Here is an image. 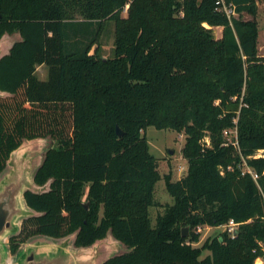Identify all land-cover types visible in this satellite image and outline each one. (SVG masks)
Here are the masks:
<instances>
[{
    "label": "trees",
    "instance_id": "1",
    "mask_svg": "<svg viewBox=\"0 0 264 264\" xmlns=\"http://www.w3.org/2000/svg\"><path fill=\"white\" fill-rule=\"evenodd\" d=\"M226 1L237 15L218 11L216 0H0V38L22 37L0 59V90L10 92L0 96V173L24 139L58 142L34 175L49 188L25 192L39 213L10 237L13 253L35 234L76 231L75 245L87 246L111 230L130 249L102 264H254L264 256L258 0ZM107 19L115 21L114 54L104 59L91 48ZM148 125L186 134V173L164 175L174 202L155 224L161 174ZM234 127L237 145L224 133ZM230 219L239 222L234 237L223 230L193 244L198 227Z\"/></svg>",
    "mask_w": 264,
    "mask_h": 264
},
{
    "label": "water",
    "instance_id": "2",
    "mask_svg": "<svg viewBox=\"0 0 264 264\" xmlns=\"http://www.w3.org/2000/svg\"><path fill=\"white\" fill-rule=\"evenodd\" d=\"M5 36L4 34L0 38V59L22 38L7 44ZM7 95H10V92L0 90V96ZM116 131L119 136L123 135L119 126ZM43 138L24 139L11 151L6 167L0 173V264H102L113 256L112 250L108 249L109 245L122 242L113 236L111 230L105 237L87 246L75 245L76 231L63 237L38 234L39 237H29L14 255L11 254L10 243L8 247L10 237L19 233L25 218L39 213L27 204L25 192H42L48 189L49 182L39 185L34 181L37 168L43 161L40 164L35 163L34 153L36 145ZM188 232L189 227H184L182 235L186 236ZM110 233L112 237H108Z\"/></svg>",
    "mask_w": 264,
    "mask_h": 264
},
{
    "label": "rangeland",
    "instance_id": "3",
    "mask_svg": "<svg viewBox=\"0 0 264 264\" xmlns=\"http://www.w3.org/2000/svg\"><path fill=\"white\" fill-rule=\"evenodd\" d=\"M128 3L130 4V2ZM127 10H123L122 14L126 15ZM243 17L245 19H249L252 18V15L249 13H243ZM256 18L259 24V55L264 56V0H258V13L256 15ZM213 32L216 37H220L222 34V26H214ZM4 34L6 35L5 38L7 39V44H10L11 42L21 38L19 31L17 30H14L13 32L6 31ZM114 34L115 21L110 19L105 20L98 34L96 42L91 48V52H93L97 48L104 59L111 57L114 54ZM47 72L48 68L45 64H40L37 66L36 73L40 78H47ZM144 134L149 141L150 151L158 159V170L161 174V179L157 181L154 192L157 204H153L150 206V216L152 219V224H155L157 215L165 211L166 204L174 202L173 196L166 188L164 175H166L167 173H171L172 178L175 180L186 173L188 163L186 158H184L182 154V148L186 141V134L183 131L180 132L172 128L159 129L154 125H148L144 130ZM57 145L58 142L51 135H48L41 139L36 145V151L34 153L36 157L35 163L40 164V162L45 157L47 150L50 147ZM170 150H172V152ZM257 154H264V150H258ZM244 169H247V167H245ZM252 174L256 177V174L254 172H252ZM47 187L49 188V183L47 184ZM87 187L88 185H85V190L82 197L83 200H86L87 198ZM86 206L88 205L86 204ZM200 227V229L198 227V230L200 232V239L197 242L193 243L195 246L202 245L208 237H214L224 230L223 225H202ZM39 235H32L31 238L39 237ZM108 237H112L111 233ZM9 243L10 242L8 240V247ZM108 249L110 251L112 250V255H115L128 250L129 247L123 242L118 241V243L109 245ZM209 253L210 251L208 249H205L202 251L201 257H204ZM11 254L14 255L12 251Z\"/></svg>",
    "mask_w": 264,
    "mask_h": 264
},
{
    "label": "built area",
    "instance_id": "4",
    "mask_svg": "<svg viewBox=\"0 0 264 264\" xmlns=\"http://www.w3.org/2000/svg\"><path fill=\"white\" fill-rule=\"evenodd\" d=\"M129 6V3H127L124 6V10H127ZM216 9L218 11L224 12L229 18H231L234 15H237L235 5L232 2H227L226 0H216ZM236 121V118L234 119ZM224 133L228 136L229 141H231L233 144L237 145V129L236 127L231 129H225ZM250 172L252 170L248 168ZM239 222L235 221L234 219H230L228 223L224 224V230H226L232 237L235 236L236 230L238 227ZM201 227H199L200 229ZM254 264H264V256H258Z\"/></svg>",
    "mask_w": 264,
    "mask_h": 264
}]
</instances>
